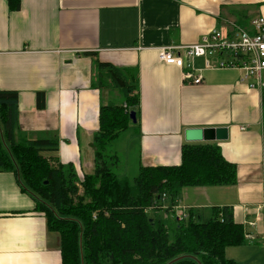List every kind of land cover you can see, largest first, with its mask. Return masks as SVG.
<instances>
[{"label":"crops","instance_id":"0c3cea01","mask_svg":"<svg viewBox=\"0 0 264 264\" xmlns=\"http://www.w3.org/2000/svg\"><path fill=\"white\" fill-rule=\"evenodd\" d=\"M260 15L264 0H21L18 10L0 0V90L18 92V138H57V151L43 154L73 164L81 188L94 171L101 106L123 102L102 87L97 63L121 68L138 84L139 113L129 126L138 130L140 166L179 165L187 128L228 129L227 139L200 142L236 164V184L184 188L174 206L205 217L212 207L231 208L246 242L227 247V258L264 264L262 92L241 81V70L207 68L204 57L191 63L200 84L184 78L192 68L159 58L163 47ZM0 264H62L59 235L8 170L0 171Z\"/></svg>","mask_w":264,"mask_h":264},{"label":"trees","instance_id":"16d2710c","mask_svg":"<svg viewBox=\"0 0 264 264\" xmlns=\"http://www.w3.org/2000/svg\"><path fill=\"white\" fill-rule=\"evenodd\" d=\"M8 1L20 8L21 0ZM97 72L102 87L117 90L123 102L101 106L94 171L80 182L82 193L74 165L43 154L57 151V138H18V92L0 90V171H13L35 198L36 211L60 237L62 264H239L226 256L227 247L246 242L231 208L212 207L208 217L184 208L182 218L174 210L184 188L235 185L236 164L216 144L187 142L179 165L140 166L131 179L118 176L108 152L130 128V112L138 117V84L109 63L98 62Z\"/></svg>","mask_w":264,"mask_h":264},{"label":"built area","instance_id":"2783aa9c","mask_svg":"<svg viewBox=\"0 0 264 264\" xmlns=\"http://www.w3.org/2000/svg\"><path fill=\"white\" fill-rule=\"evenodd\" d=\"M206 59V67L234 68L243 72L241 81L249 88L264 92V15L253 18L249 26L234 25L230 28H216L204 34L200 41L181 46H167L160 49L159 58L166 64L192 68V60ZM213 60H217L216 65ZM195 71V70H194ZM184 78L200 84L201 75H195L193 68L184 73ZM178 209V208H177ZM178 215V214H177ZM184 216L181 210L179 218Z\"/></svg>","mask_w":264,"mask_h":264},{"label":"rangeland","instance_id":"374dc122","mask_svg":"<svg viewBox=\"0 0 264 264\" xmlns=\"http://www.w3.org/2000/svg\"><path fill=\"white\" fill-rule=\"evenodd\" d=\"M116 99V102H121L123 100L121 95ZM137 134L138 130L133 126L128 130L122 131L118 138L111 142L110 151L108 153L112 159H108V164L120 177L131 179L138 173L140 164ZM80 193H82V188L80 189ZM166 207L167 205L163 206L162 210ZM180 212L181 210L178 208L175 214L180 215Z\"/></svg>","mask_w":264,"mask_h":264},{"label":"water","instance_id":"95a60500","mask_svg":"<svg viewBox=\"0 0 264 264\" xmlns=\"http://www.w3.org/2000/svg\"><path fill=\"white\" fill-rule=\"evenodd\" d=\"M131 120L136 123V111L130 112ZM228 138L227 128H187L185 139L189 142L224 140Z\"/></svg>","mask_w":264,"mask_h":264}]
</instances>
